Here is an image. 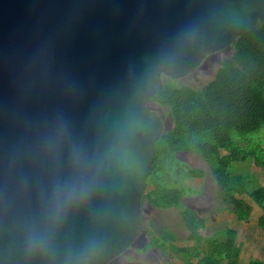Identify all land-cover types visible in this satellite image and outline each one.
Listing matches in <instances>:
<instances>
[{
    "label": "water",
    "instance_id": "1",
    "mask_svg": "<svg viewBox=\"0 0 264 264\" xmlns=\"http://www.w3.org/2000/svg\"><path fill=\"white\" fill-rule=\"evenodd\" d=\"M263 21L264 0H0V264L145 249L173 129L152 97Z\"/></svg>",
    "mask_w": 264,
    "mask_h": 264
},
{
    "label": "trees",
    "instance_id": "2",
    "mask_svg": "<svg viewBox=\"0 0 264 264\" xmlns=\"http://www.w3.org/2000/svg\"><path fill=\"white\" fill-rule=\"evenodd\" d=\"M232 46L234 55L222 62L215 78L202 89L164 82L160 92L152 97V105L167 109L173 121V129L164 133L155 145L156 162L165 158L178 161L176 154L181 152L199 156L212 169L221 201L239 221H246L252 210L246 197L264 210V189L250 191L246 179L230 173L229 168L233 162L248 157L264 167V149L245 150L232 138L234 133L245 136L264 129V21L252 33L241 34ZM177 173L189 179L206 177L203 169L185 170L180 165ZM150 182L154 186L145 197L154 208L180 210L188 232L186 240L192 243L174 246L170 243L177 241V235L164 232L155 239V246L164 253L170 250L180 255L183 264H239L241 248L236 231L228 229L223 243L206 239L202 235L204 219L183 203L187 188L169 189L156 176ZM259 226L264 229V215Z\"/></svg>",
    "mask_w": 264,
    "mask_h": 264
},
{
    "label": "rangeland",
    "instance_id": "3",
    "mask_svg": "<svg viewBox=\"0 0 264 264\" xmlns=\"http://www.w3.org/2000/svg\"><path fill=\"white\" fill-rule=\"evenodd\" d=\"M234 53L235 49L231 45L228 48L205 58L202 64L189 75L180 79H170L168 77H163V80L165 82H173L178 86H189L195 90H200L215 78V75L221 66V63H216L210 71L208 61L213 57H218L220 58L221 62H223L225 59H230ZM152 109L157 111L160 115H164L166 117L168 116L167 109H160V107L157 105H152ZM232 138L235 143L245 150H259L260 148L264 149V129L258 133L245 136H240L234 133ZM176 158L178 161H173L169 158H165L164 160L160 159V161L157 160V162L155 161L152 168V174H150L147 179L148 186L145 190V193L150 192L153 189L154 185L152 182H150V179L153 176H156L157 180L169 189L180 187L187 188L188 192L183 198V203L185 206L196 207V210L199 212V207L194 205V196L204 194V192L207 190L209 192V197L212 198V203L215 204L213 205L212 209H217L219 205L216 203L220 200V190L214 182V176L211 167L199 156L191 153H177ZM179 165L185 170H189L190 168L203 169L206 173V177L204 180L200 181L197 179H189L185 176H180L177 173ZM250 165H252L251 159L248 158L245 161L233 162L229 168V172L232 174H238V168H241L242 170L244 169L248 172L249 170L247 169L252 168ZM143 207L147 211L146 226L149 229V246H155V239L160 237L164 232H171L177 235V241L170 243L174 246L182 247L190 244V242H187L186 240L188 232L182 221L180 210L177 208H154L145 195L143 198ZM199 216L201 218H207L210 216V214L203 211L201 213L199 212ZM152 220H155V231H153L152 228ZM204 232L206 234L205 237L207 238V232ZM155 247L156 248L152 251L154 259H149L145 262L143 261L144 264H183L180 255L175 254L170 250L167 253H164L159 246Z\"/></svg>",
    "mask_w": 264,
    "mask_h": 264
},
{
    "label": "crops",
    "instance_id": "4",
    "mask_svg": "<svg viewBox=\"0 0 264 264\" xmlns=\"http://www.w3.org/2000/svg\"><path fill=\"white\" fill-rule=\"evenodd\" d=\"M248 159H251L252 165L250 166L252 168H248V172L238 168L239 173L237 175L246 179L250 191L259 188L264 189V167L257 166L254 158L248 157ZM197 180L202 181L201 179ZM208 193L206 190L204 194L194 196V205L199 207V212L204 211L210 214L209 217L203 218L204 230L202 235L205 237L204 231H206L208 236L205 237L206 239H215L223 243L226 241L227 230L232 229L237 233V243L241 248L239 264H264V229L259 226V219L264 215L263 208L246 197L252 207L251 214L248 220L239 221L231 208L225 205L221 199L216 203L219 205L217 209H212L215 204L212 203V198L209 197ZM192 208L199 215L196 207Z\"/></svg>",
    "mask_w": 264,
    "mask_h": 264
},
{
    "label": "flooded vegetation",
    "instance_id": "5",
    "mask_svg": "<svg viewBox=\"0 0 264 264\" xmlns=\"http://www.w3.org/2000/svg\"><path fill=\"white\" fill-rule=\"evenodd\" d=\"M214 55V54H211ZM208 55L207 57L211 56ZM206 57V58H207ZM216 63H222L220 58L218 57H213L208 61L209 65V70L211 71L212 67ZM161 109V108H160ZM145 213L144 215L146 216V209L143 207ZM147 221V217H146ZM153 224V231H155V220L151 221ZM149 232V229H148ZM142 243L141 240H136L134 243L128 247L123 253L119 254L112 260H110L107 264H144L143 261H147L149 259L153 260V249H155V246H149L147 245L145 249L140 250L138 249V246Z\"/></svg>",
    "mask_w": 264,
    "mask_h": 264
}]
</instances>
